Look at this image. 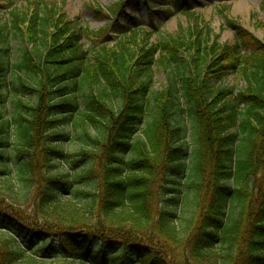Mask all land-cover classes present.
Masks as SVG:
<instances>
[{
    "label": "trees",
    "instance_id": "obj_1",
    "mask_svg": "<svg viewBox=\"0 0 264 264\" xmlns=\"http://www.w3.org/2000/svg\"><path fill=\"white\" fill-rule=\"evenodd\" d=\"M37 9L0 25V264H264V43L219 44L192 13L177 37L111 47Z\"/></svg>",
    "mask_w": 264,
    "mask_h": 264
},
{
    "label": "rangeland",
    "instance_id": "obj_2",
    "mask_svg": "<svg viewBox=\"0 0 264 264\" xmlns=\"http://www.w3.org/2000/svg\"><path fill=\"white\" fill-rule=\"evenodd\" d=\"M41 1L0 0V25L11 21L10 12L12 8L29 14L35 13ZM189 1L191 9L187 6L188 4L180 6L176 3V0H45V3L49 6L56 4L61 12L59 18L64 17L71 27H78V29L86 27L100 33L106 31L109 39L105 42L103 35H100L99 45L109 43L112 47L118 36L130 30L129 27L140 30L139 46H145L146 40L148 43L170 38L171 36L177 37L182 28L187 30L194 24L193 18L189 16L191 13L198 15L203 35L206 36L210 32L211 38L219 44L229 45L238 38L240 40L244 38V50L254 52L253 41L250 36H255L264 43V27L261 24V21H264V0ZM123 2L126 3L118 15L110 13V10L118 7L117 4H123ZM131 15H134V18ZM230 20L236 21V24L239 25L242 30V37H239V33L230 25ZM27 27L28 25L22 27L24 33L27 32ZM147 33H151V35L147 36ZM15 41H12L14 45L16 44ZM12 43L10 44L12 45ZM82 44L88 50L98 45L90 37L82 38ZM20 45L23 46L21 43ZM167 82L168 73L159 67H155L151 88L163 90ZM220 82L224 86L228 85V87L233 88L234 94H238L245 85L243 78L237 74H227ZM11 98V96H7V101ZM180 121H187L190 126L194 124L188 114H185ZM72 123L73 121L57 130H70L74 133L75 129ZM64 145L72 152L84 147L83 143L74 140L73 134L68 141L64 142ZM56 163L58 168L53 171L69 173L70 178L82 173L84 167L88 164L87 161H84L75 166L69 160H61V162L57 160ZM73 187L96 189V186L86 182L75 184Z\"/></svg>",
    "mask_w": 264,
    "mask_h": 264
}]
</instances>
